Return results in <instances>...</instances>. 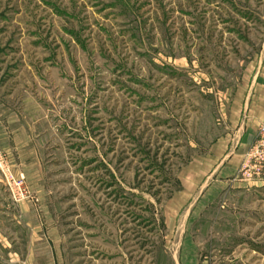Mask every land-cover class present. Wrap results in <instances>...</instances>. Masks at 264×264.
Returning a JSON list of instances; mask_svg holds the SVG:
<instances>
[{"label": "rangeland", "instance_id": "obj_1", "mask_svg": "<svg viewBox=\"0 0 264 264\" xmlns=\"http://www.w3.org/2000/svg\"><path fill=\"white\" fill-rule=\"evenodd\" d=\"M263 68L264 0H0V264H264V166L173 200Z\"/></svg>", "mask_w": 264, "mask_h": 264}, {"label": "crops", "instance_id": "obj_2", "mask_svg": "<svg viewBox=\"0 0 264 264\" xmlns=\"http://www.w3.org/2000/svg\"><path fill=\"white\" fill-rule=\"evenodd\" d=\"M240 99L239 124L229 140V146H224L222 153L219 147L213 148L207 157L210 169L189 170L182 177L181 190L173 200L178 211L183 207L184 221L191 218L196 204L214 199L227 187H232V177L236 175L248 147L256 138L259 124L264 120V68L253 75L248 88L241 92Z\"/></svg>", "mask_w": 264, "mask_h": 264}, {"label": "built area", "instance_id": "obj_3", "mask_svg": "<svg viewBox=\"0 0 264 264\" xmlns=\"http://www.w3.org/2000/svg\"><path fill=\"white\" fill-rule=\"evenodd\" d=\"M263 166H264V120L259 124L257 128L256 138L253 141V143L248 147L244 155L243 163L238 172L239 176L242 178H248L255 175H259V172L261 171V168H263ZM12 194L15 201H19L27 197L26 189L21 188L19 186H18V191L16 192L12 191Z\"/></svg>", "mask_w": 264, "mask_h": 264}]
</instances>
